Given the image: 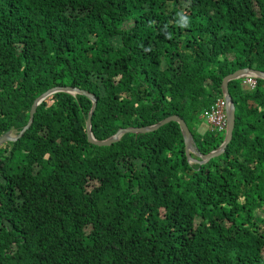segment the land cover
<instances>
[{
  "label": "trees",
  "instance_id": "1",
  "mask_svg": "<svg viewBox=\"0 0 264 264\" xmlns=\"http://www.w3.org/2000/svg\"><path fill=\"white\" fill-rule=\"evenodd\" d=\"M244 67L264 71V0H0V135L72 86L96 139L175 114L207 154L224 132L200 113ZM228 91L232 139L203 163L175 121L97 146L90 98L47 96L0 146V264H264V79Z\"/></svg>",
  "mask_w": 264,
  "mask_h": 264
},
{
  "label": "water",
  "instance_id": "2",
  "mask_svg": "<svg viewBox=\"0 0 264 264\" xmlns=\"http://www.w3.org/2000/svg\"><path fill=\"white\" fill-rule=\"evenodd\" d=\"M248 73H253L256 75L257 78L264 79V71L258 70V69L253 68V67L238 68L235 71L225 75L222 78L221 89H222V93L224 95L223 97L229 103V107H228V110L226 113L227 126H226V129L224 131V138H223L222 143L219 145L218 148L210 151L207 154H201L197 151V149L194 146L192 134H191L187 124L185 123L183 118H181L180 116L175 115V114L169 115V116L165 117L164 119H162L161 121L157 122L156 124H153L150 126H141V127H135L134 126V127L119 128L110 137H107V138L101 139V140L96 139L94 137L92 131H91V117H92V114H93L95 106H96V98L91 93H88L85 90H81L79 88L72 87V86H55V87H52V88L46 90L45 92H43L39 96H37L31 105V108L29 111V118H28V121L26 122V124L16 134L12 130H8V131L4 132L3 134H1L0 135V146L7 141H15L18 138H20L23 135V133L32 124L34 113L36 111L37 106L47 96L53 94L54 92L62 91V92H68V93H72V94H75V93L85 94L92 101L91 108L88 112V115H87V118L85 121L86 136H87V140L89 143L97 145V146H108V145H111L114 142L118 141L119 138L121 137V135L124 133H127V132H133V133L150 132V131L157 129L160 126H162V125H164L170 121H175L179 124L180 130H181V133L183 136V140H184V151L186 152L187 157L189 158V160H192L194 162L203 163V162L207 161L208 159H210L211 157L216 156V155L220 154L221 152H223L226 145L231 141L232 131L234 128V123H235V105H234L233 99H232V97L228 91V82L230 80L241 78ZM192 153L195 154L196 158H194V157H193L194 159L191 158Z\"/></svg>",
  "mask_w": 264,
  "mask_h": 264
},
{
  "label": "built area",
  "instance_id": "3",
  "mask_svg": "<svg viewBox=\"0 0 264 264\" xmlns=\"http://www.w3.org/2000/svg\"><path fill=\"white\" fill-rule=\"evenodd\" d=\"M243 84L250 89L256 85L257 77L253 73H248L243 77ZM229 107V103L222 96L215 100L208 109L204 110L200 114V119H205L209 124L210 130L224 131L227 126L226 113Z\"/></svg>",
  "mask_w": 264,
  "mask_h": 264
},
{
  "label": "clouds",
  "instance_id": "4",
  "mask_svg": "<svg viewBox=\"0 0 264 264\" xmlns=\"http://www.w3.org/2000/svg\"><path fill=\"white\" fill-rule=\"evenodd\" d=\"M176 23L178 24L179 27L181 28H187L190 26L191 23V18L190 16L187 14L186 11L184 10H180L176 13ZM167 38H170V36H168ZM244 77V76H243ZM242 78V77H241ZM258 79V78H257ZM248 88V87H246ZM201 114V113H200ZM225 131V130H224ZM223 131V132H224Z\"/></svg>",
  "mask_w": 264,
  "mask_h": 264
},
{
  "label": "rangeland",
  "instance_id": "5",
  "mask_svg": "<svg viewBox=\"0 0 264 264\" xmlns=\"http://www.w3.org/2000/svg\"><path fill=\"white\" fill-rule=\"evenodd\" d=\"M240 79H241V84H242L244 79H243V77L240 78ZM243 86L246 87L244 84H243ZM248 88H249V87H248ZM226 121H227V119H226ZM198 129L201 130V131H204V130H206V129L210 130V129H209V124L206 122L205 119H202V121L198 122ZM185 155H186V152H185ZM190 155H191V154H190ZM193 157L196 158V156H195L194 153H192V155H191V158H192V159H194ZM186 158H187V161H189L190 163H194V161L189 160V158L187 157V155H186ZM196 160H197V159H196Z\"/></svg>",
  "mask_w": 264,
  "mask_h": 264
},
{
  "label": "crops",
  "instance_id": "6",
  "mask_svg": "<svg viewBox=\"0 0 264 264\" xmlns=\"http://www.w3.org/2000/svg\"><path fill=\"white\" fill-rule=\"evenodd\" d=\"M222 96H224L223 93H222Z\"/></svg>",
  "mask_w": 264,
  "mask_h": 264
}]
</instances>
